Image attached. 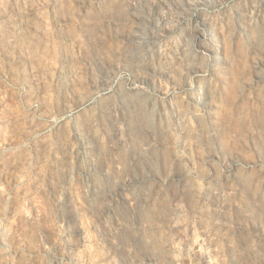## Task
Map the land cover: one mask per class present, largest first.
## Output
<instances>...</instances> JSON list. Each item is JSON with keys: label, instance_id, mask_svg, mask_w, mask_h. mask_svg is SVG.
<instances>
[{"label": "rangeland", "instance_id": "374dc122", "mask_svg": "<svg viewBox=\"0 0 264 264\" xmlns=\"http://www.w3.org/2000/svg\"><path fill=\"white\" fill-rule=\"evenodd\" d=\"M253 2L0 0V264H264V149L183 90Z\"/></svg>", "mask_w": 264, "mask_h": 264}, {"label": "clouds", "instance_id": "9594fccd", "mask_svg": "<svg viewBox=\"0 0 264 264\" xmlns=\"http://www.w3.org/2000/svg\"><path fill=\"white\" fill-rule=\"evenodd\" d=\"M258 7L254 0L251 12L247 13V35L238 27L234 33H228L232 49L227 56L222 39L210 48L206 43L207 34L203 33V47L200 49L206 55L202 61L203 70L198 76L203 92L192 88L190 81L183 89L196 98L193 114L200 113L197 119L204 132L216 137L218 142L225 134L245 142L246 138L253 137L256 160L258 149L255 145L264 149V85H258L256 80L251 79L254 66L264 60V26L257 18ZM260 168L264 170V163H260Z\"/></svg>", "mask_w": 264, "mask_h": 264}, {"label": "bare ground", "instance_id": "6f19581e", "mask_svg": "<svg viewBox=\"0 0 264 264\" xmlns=\"http://www.w3.org/2000/svg\"><path fill=\"white\" fill-rule=\"evenodd\" d=\"M193 1H194V0H193ZM112 10L119 11V9H118V8H114V6H113ZM263 14H264V13H263ZM263 18H264V17H263ZM263 18H262V19H263ZM97 21H98V20H97ZM243 24H244V23H243ZM244 25H245V24H244ZM258 67H259V66H258ZM255 80H256V79H255ZM260 82H261V81H260ZM260 82H259V83H260ZM142 115H143V114H142ZM134 121H135V120H134ZM135 127L138 128L137 125H135L134 128H135ZM262 185H263V184H262ZM260 192H261V191H260ZM157 245H158V244H157ZM156 249H157V248H156ZM158 249H160V247H158Z\"/></svg>", "mask_w": 264, "mask_h": 264}]
</instances>
